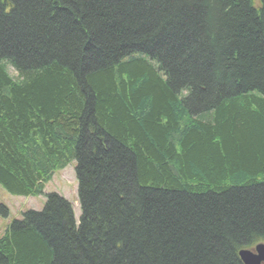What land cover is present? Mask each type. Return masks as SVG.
<instances>
[{
	"label": "trees",
	"instance_id": "16d2710c",
	"mask_svg": "<svg viewBox=\"0 0 264 264\" xmlns=\"http://www.w3.org/2000/svg\"><path fill=\"white\" fill-rule=\"evenodd\" d=\"M70 161L78 222L46 193L0 264H243L264 242V0H0V185L39 195Z\"/></svg>",
	"mask_w": 264,
	"mask_h": 264
},
{
	"label": "rangeland",
	"instance_id": "374dc122",
	"mask_svg": "<svg viewBox=\"0 0 264 264\" xmlns=\"http://www.w3.org/2000/svg\"><path fill=\"white\" fill-rule=\"evenodd\" d=\"M74 165L75 162L70 161L63 169L56 170L39 195L11 194L0 185V202L8 208V216H0V236L11 220L21 218L23 211L28 209L40 210L45 202V194L50 192L59 194L71 203L75 221L78 222L80 208L76 194L77 181Z\"/></svg>",
	"mask_w": 264,
	"mask_h": 264
},
{
	"label": "water",
	"instance_id": "95a60500",
	"mask_svg": "<svg viewBox=\"0 0 264 264\" xmlns=\"http://www.w3.org/2000/svg\"><path fill=\"white\" fill-rule=\"evenodd\" d=\"M238 255L243 264H264V243H258L252 249H241Z\"/></svg>",
	"mask_w": 264,
	"mask_h": 264
}]
</instances>
